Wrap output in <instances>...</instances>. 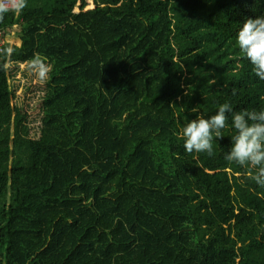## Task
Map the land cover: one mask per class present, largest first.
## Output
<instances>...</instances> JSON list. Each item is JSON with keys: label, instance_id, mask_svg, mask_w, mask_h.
<instances>
[{"label": "rangeland", "instance_id": "1", "mask_svg": "<svg viewBox=\"0 0 264 264\" xmlns=\"http://www.w3.org/2000/svg\"><path fill=\"white\" fill-rule=\"evenodd\" d=\"M94 7L7 34L52 63L36 171L17 143L30 109L0 119L21 161L11 264H207L171 150L167 16Z\"/></svg>", "mask_w": 264, "mask_h": 264}, {"label": "trees", "instance_id": "2", "mask_svg": "<svg viewBox=\"0 0 264 264\" xmlns=\"http://www.w3.org/2000/svg\"><path fill=\"white\" fill-rule=\"evenodd\" d=\"M102 13H163L167 16L168 93L171 150L178 179L186 196L207 264H264V189L250 179L251 173L224 159L234 131L214 143L215 155L186 153L183 127L199 115L215 114L230 102L234 111L264 109V80L249 60L242 58L237 33L243 22L264 16V0H93ZM89 0H28L20 15L9 13L0 24L6 35L14 24L30 15L68 14L84 9ZM5 59L0 55V119L13 122L14 113L29 108L24 135L16 138L18 149H27L33 169L42 156V109L49 78L41 81L29 69L23 45ZM51 69V60L45 59ZM211 80L216 83L210 84ZM233 89L236 95H232ZM196 108L198 111H193ZM231 116H229V124ZM13 128L0 133V264L14 257L13 226L23 194L15 155ZM26 141L30 142L25 144ZM3 159H7L3 162Z\"/></svg>", "mask_w": 264, "mask_h": 264}, {"label": "clouds", "instance_id": "3", "mask_svg": "<svg viewBox=\"0 0 264 264\" xmlns=\"http://www.w3.org/2000/svg\"><path fill=\"white\" fill-rule=\"evenodd\" d=\"M27 7L28 0H0V24L9 13L20 15ZM237 44L242 58L249 60L255 75L264 80V16L249 17L243 22L237 33ZM14 53L12 47L0 49V55L5 59ZM0 67L6 70L8 65ZM29 69L41 81H46L51 71L47 61L39 54L31 59ZM214 83L215 80L210 81V84ZM232 95H236L235 89ZM192 110L198 111L196 108ZM229 127L234 135L224 159L247 169L251 173L250 179L264 189V109L234 111L230 102H224L218 106L215 114L207 118L201 114L191 119L182 131L186 153H206L213 157L214 143L224 138V130Z\"/></svg>", "mask_w": 264, "mask_h": 264}, {"label": "built area", "instance_id": "4", "mask_svg": "<svg viewBox=\"0 0 264 264\" xmlns=\"http://www.w3.org/2000/svg\"><path fill=\"white\" fill-rule=\"evenodd\" d=\"M8 41L6 32L0 28V49H4L5 43Z\"/></svg>", "mask_w": 264, "mask_h": 264}, {"label": "crops", "instance_id": "5", "mask_svg": "<svg viewBox=\"0 0 264 264\" xmlns=\"http://www.w3.org/2000/svg\"><path fill=\"white\" fill-rule=\"evenodd\" d=\"M49 212H45L44 215L40 218L37 219V222L38 221H45V219L49 216ZM17 215V214H16ZM15 223V222H14Z\"/></svg>", "mask_w": 264, "mask_h": 264}]
</instances>
